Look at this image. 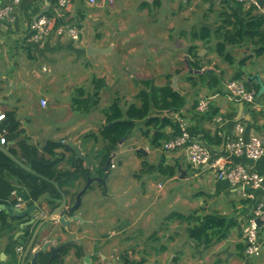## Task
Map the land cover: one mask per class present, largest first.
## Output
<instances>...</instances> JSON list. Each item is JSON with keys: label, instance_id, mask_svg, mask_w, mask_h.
I'll return each instance as SVG.
<instances>
[{"label": "crops", "instance_id": "obj_1", "mask_svg": "<svg viewBox=\"0 0 264 264\" xmlns=\"http://www.w3.org/2000/svg\"><path fill=\"white\" fill-rule=\"evenodd\" d=\"M86 1L74 0L68 10V23L76 24L81 30L78 41L67 37L53 36L40 48L28 40L31 20L38 16L40 11L44 10L46 12L47 10L45 9H51L53 6L51 3L48 6L42 0H21L15 24L7 26L0 22V114L13 112L22 130L19 135L15 136L7 134V131H5V143L2 145L7 151L9 148L16 150L18 142H21V140L30 145H35L39 149L42 148L47 140H59L66 144L69 141L78 143L81 153L89 154L92 140H84V135L88 132L96 133L100 126L93 129L90 127V123H80L82 117H74L73 111H71L73 98L68 103V96H66L64 98L66 102L63 106L61 103L64 100H59V94L64 95L65 89L74 88L78 83H87L88 80L81 75L78 77L77 82L75 80L67 81L64 87L60 89L58 85L64 80L60 79L59 74H64L57 73L55 70L52 71L51 67L56 63H62L59 58L70 57L73 52L83 54L85 47L92 43L95 49L103 48L107 51L106 53L94 54H102V59L96 60L94 67H97V64L101 61L105 63L102 73H97L98 75L96 74L94 78L104 80L102 94H110V102L118 95L123 106L131 102L139 104V101L135 99V95L140 89L145 88L140 81L146 80L151 85L160 86L165 84V76L170 74L172 75V84L173 81L176 84L174 88L185 94L186 105L180 111H164L156 113V115L159 118L167 117L170 121L177 122L179 131V121L184 123L192 135L199 137L205 143L211 158L227 157L231 164H244L260 173L264 178V154L258 160H250L243 155L230 154L225 147L226 142L233 136L234 124L237 121L244 125L245 136L255 133L264 142V53L255 55L252 41L228 45L227 49L229 51L232 50L231 54L235 60L233 64H229L215 53L213 48L214 41L208 45H203L200 40H191L189 35L193 28L207 26L212 29L220 24L222 16H225V14H231L235 10L238 13L241 12L238 9H231L233 8L232 0H137L135 4L137 9L120 8L116 9L115 12L111 9V13L110 10L106 11V9L113 7V0L111 2L108 0H96V5H88ZM91 10L94 11L92 15L89 14ZM252 13L263 15L264 10L258 7V9L252 10ZM115 14L118 15L119 23L111 21ZM101 15L107 16L105 19L102 18V22L100 21L103 35L100 43L102 44L99 42L98 44L95 43L97 40L84 44V32L81 26L82 19L85 25L84 29H86V21L90 23L92 19L95 24ZM191 45H196L197 55L202 58V62L206 63L204 68L214 69L219 74L220 81L217 86L208 87L202 82V84L199 83L192 88L184 80L187 72L193 71L191 68H188L189 71L187 69L188 57L191 60L193 58L192 54H188V47ZM60 52H65L66 55L61 56ZM114 54L117 55L121 66L126 64L129 66L128 68L126 66L127 70H122L118 66L116 68L109 66L108 59L113 57ZM247 56L250 57L239 67L241 76L233 78L238 70V61ZM69 61L71 59L66 62ZM162 62H167L168 64L162 65ZM180 62L185 64L184 70L180 68ZM176 69L180 70L177 74H175ZM203 69L199 72H202ZM233 79L241 81L247 87L255 90L256 98L253 103L239 101L226 92V82ZM92 88L94 91V83ZM201 97L209 99V109L205 113L197 109V103ZM42 98L47 100L45 106L40 104V99ZM91 105L92 100L89 106ZM89 106L86 109H89ZM107 106L102 107V109ZM60 107L65 108L67 114L61 120L52 119L50 117L52 112L59 110ZM215 115H221L224 119L220 123V128H218L221 131V136L215 133L216 124L212 122V117ZM4 121H6V117ZM141 122H137L138 124L136 123L135 128L138 130L140 139L134 136L132 138L128 137L129 140L134 138L140 143L139 146L131 148L136 153L134 157H139L136 151L137 148L141 147L146 152L145 154L141 153L140 161H136L137 165H139L137 168H140L139 163L143 159L154 164L156 157L159 158L158 163L163 157L167 165H172L175 161H178V166L180 165L181 168L184 165L186 169L182 170L186 171L185 179L193 180L197 186L201 185L199 187L200 191L195 197L197 201L195 200V205L194 207L192 206L193 210L198 209L199 213L222 214L226 216L229 222L233 223L227 238L217 244L215 243L213 254L217 257L213 264L221 263L220 252L222 250L232 249L233 252H236V249L227 245V243L230 244L231 234L238 238L242 233L240 241L233 238L234 244H230L235 247L236 243H241V245L238 244L236 247L242 253L243 228L246 219L252 213L253 207L257 202L264 201V181L258 189H251L247 186L242 187V185H232L227 181L217 180L209 169L192 167L187 162L183 150L177 149L165 152L161 146L166 139H162L158 146H154L152 140L157 129L151 128L148 135L144 136L141 134V129H144ZM162 130L165 134H170L174 131L171 123L163 127ZM122 144L123 142L119 143L118 147ZM118 151L114 152L115 158L116 153H119L121 155L119 164L123 163L125 165L127 162L123 160L122 155L130 151ZM17 154L20 155L21 152L19 151ZM66 155L68 156L69 153L67 152ZM153 172L158 171L154 170ZM174 177L168 179L173 180ZM159 185L161 184H157L156 192L162 191L163 186L159 187ZM14 189L23 198L25 207L28 206L30 199L27 191L18 186ZM116 189H119V183L117 187L114 184V190ZM174 191L171 188L163 189L161 199H165L164 194H172ZM96 192L91 190L84 195V197H87L82 199L83 201L78 211L81 214L86 209L89 212H92V210L94 213L102 211L105 214L107 207L106 218L109 221L110 217H113L115 203L113 202V209L106 204L107 202L105 203L106 207L102 208L99 203H94L96 197L99 196L98 194L95 195ZM107 195L105 198H110ZM202 196H206L205 199H202ZM98 199L101 198L98 197ZM9 201L13 200L10 198ZM36 212L38 211L36 210ZM81 216L83 217L82 214ZM7 217L9 226L0 230V264H19L25 249L23 248L25 243L22 231H31L32 227L22 230V219L12 220L14 218H10L8 215ZM262 228H264V225L259 229V239L264 242V236L262 235L264 230ZM54 236L59 242L64 241L63 232H57ZM35 244L36 242L32 246V252L37 250ZM31 250L28 253V261L32 255ZM80 253L83 254L82 251ZM231 254L233 253L231 252ZM172 256H174L173 253L170 254V258ZM259 257L260 255L255 257V259ZM68 258L69 256L65 255L62 262ZM246 258L251 262L250 258L252 257L246 256Z\"/></svg>", "mask_w": 264, "mask_h": 264}, {"label": "rangeland", "instance_id": "obj_2", "mask_svg": "<svg viewBox=\"0 0 264 264\" xmlns=\"http://www.w3.org/2000/svg\"><path fill=\"white\" fill-rule=\"evenodd\" d=\"M113 1V7L106 9V11L110 10V13L111 9H113L114 12L116 9L120 8L137 9L135 5L137 0ZM244 6L247 5L244 4ZM93 13L94 11L91 10L89 14L92 15ZM116 14L113 15L111 21L119 23L120 21ZM106 17L107 16L105 15H101L95 24L92 19L90 23L86 21V29H84L85 25L82 19L81 26L83 27L84 32V44L93 40H97V42H95L97 44L98 42H102L103 35L100 21L102 22V18L105 19ZM229 52L231 53L232 50ZM115 54L108 59L109 66L112 68L118 66L121 67L122 70H127L126 66L127 68L129 66L127 64L121 66L119 59ZM60 55L65 56L66 54L65 52H60ZM70 57L59 58V60H62V63H56L51 67L52 71L55 70L57 73L64 74H59L60 79L64 80V82L58 85L59 88L62 89L67 81L75 80L77 82L78 77L81 75L85 76L84 78L88 80V82L78 83L74 88L69 87L65 89L64 95L59 94V100H64V98L68 96V103H70L71 98L91 95L93 92L92 78H94L97 73H102V69L105 65V63L101 61L97 64V67H94V62L96 60H101L102 54L88 56L86 53V47L83 54L73 52ZM70 59L71 61L66 62ZM167 64V62H162V65ZM184 67L185 64L180 62V68L184 70ZM99 94L100 100L97 106L94 107L91 105L89 106V109H85L86 111H84V106L81 105V107L76 110L75 105L72 103L74 109L73 107L71 108L75 118L82 117L80 123H90V127L93 129L98 128L104 122L102 107L107 106L110 103V94H102V88ZM56 96H58V94H56ZM65 102L66 99L61 105L63 106ZM66 114V109L60 107L59 110L52 112L50 117L52 119L61 120ZM137 131V129H134L130 137L132 138L134 136L137 139H140ZM134 140V138L132 140H129L128 138L123 141L121 146L117 147L116 151L119 150L118 152L121 150L130 151L122 155L123 160L128 164H119L121 155L116 153V166L110 172L105 185L102 188V201L98 199V196L94 200V203H99L102 208L106 207V204H108V206L113 209L115 203L113 217H110L109 221L108 218H106L107 207L105 214H103L102 211L100 212V217L97 212L94 213L93 210L92 212H89L85 209L81 214L86 221L88 220L89 224H73L74 226L70 228L72 232L69 233L70 229L67 228V231L63 233V240H69V238L72 240H78L77 238L79 237V251L83 252V256L87 258L91 257L90 259L92 262L97 260V255L100 256V264H213L217 257L213 254L214 247L217 243L211 246H197L187 238L184 231V228L186 227L185 222H179L175 218L170 220L166 219V216L171 212H179L182 214H189L192 212L195 205L194 203L197 201L195 197L200 191L199 187H201V185L197 186L193 180L185 179V170L183 177L180 178V173L178 172L173 180H169L167 176L162 175L159 172H139V168H137L139 165H137L136 161H140V157H134L136 153L134 150L132 151L131 148L139 146L140 143L136 140L134 143ZM101 145L102 142L99 141L97 146L100 147ZM158 161L159 158L156 157L154 165H156ZM139 164L141 165V163ZM64 165L65 164L63 163L62 166ZM181 169H186V167L183 165ZM137 174L138 176H136ZM79 180L80 181L77 182V186L75 187L76 191L70 190V196L73 197L71 200L75 197L73 196L74 193H77L82 189V185L87 181V177L86 180L83 177ZM118 183L119 189L114 190V184L115 187H117ZM157 184L163 186L162 191L163 189L168 188L175 191L172 194H164L165 199H161L162 191L156 192ZM92 189L98 191L96 183L92 185ZM87 191H89V189ZM107 194L110 198H105ZM86 197L87 196L84 198L82 197V199H85ZM205 197L206 196H202L201 198L205 199ZM71 202L67 207L71 205ZM35 204L38 206V220L42 217H46L48 215V210L45 202H43L41 206L39 205V202H36ZM75 213H78V211H75ZM99 218L102 220L100 224L98 223ZM59 224V220L56 218L43 228L40 237L36 240L35 246H37V249L44 241L49 240L50 236L57 232H63V226ZM77 228L79 229L77 230ZM74 229L77 231L73 232ZM262 230H264V228H262ZM241 235L242 233L236 238V236L234 237L231 234L230 244H234V241H232L233 238L240 241ZM262 235L264 236V233ZM93 237L95 238L94 243H92L94 239ZM230 244L227 243L228 247L236 249V252H233L232 249L222 250L220 252V264H264V242L262 240V254L260 253L258 259H255V257L250 258L251 262H249L246 256H244L239 248L236 247V245H241V243H236L235 247ZM163 246L166 249H161ZM72 250L73 249L70 248L69 251H67L66 255H68L69 258L67 260L64 259L63 264H84L80 259L82 256H80L79 259H76L72 252H70ZM92 252L94 253L92 254ZM231 252L234 255L231 254ZM32 253L31 250V254ZM99 253L101 255H99ZM171 253H173L174 256L170 258ZM31 257L29 261L31 260ZM141 259H143V261H141Z\"/></svg>", "mask_w": 264, "mask_h": 264}, {"label": "trees", "instance_id": "obj_3", "mask_svg": "<svg viewBox=\"0 0 264 264\" xmlns=\"http://www.w3.org/2000/svg\"><path fill=\"white\" fill-rule=\"evenodd\" d=\"M233 8L241 12L233 11L231 14L222 16L220 24L210 29L207 26H199L193 28L190 32V39L200 40L203 45H208L214 41V51L225 62L229 64L234 63V57L228 51V45H237L245 41H252L254 45V54L261 55L264 53V14H254L252 10L258 9L257 4H250L244 7V3L237 0H232ZM244 9V11H242ZM188 54H192V60L188 57L187 75L184 80L194 88L199 83L204 82L208 87H215L220 81L219 74L214 69L204 68L205 62L197 55L196 45L188 47ZM250 56L242 58L238 61V70L235 72L233 78L241 76V67ZM204 68V69H203ZM203 69L202 72H199ZM199 73H195V72ZM180 70L176 69L175 74ZM166 82L163 85H151L148 81L142 80L140 83L145 87L135 95V102L128 103L123 106L121 98L116 95L109 105L102 109L104 115V122L99 127L96 133H85L84 140H92V145L89 153L95 151L94 159L97 165L93 166V174L98 176L104 175L103 167L110 165L109 161L112 154L116 151L120 141L126 140L133 130L136 128L137 122L142 121L144 129H141V134L147 136L151 128L157 129L153 136L152 144L158 146L162 139H168L179 131L178 123L170 121L167 117L159 118L156 113L164 111L175 112L180 111L186 105V96L178 89L172 86V75L165 76ZM94 91L91 95L86 97L77 96L72 99L75 109L84 106V110L88 108L91 100L92 106H97L99 102V91L104 87V80L101 78H93ZM88 105V106H87ZM196 106V105H195ZM74 109V106H73ZM155 111V113H153ZM6 121H0V132L7 131V134L13 136L19 135L22 130L20 123L15 118L13 112L4 114ZM137 123V124H136ZM173 127V132L165 134L163 127L170 124ZM6 134V133H5ZM99 141L102 142L100 147L97 146ZM165 141V140H164ZM60 150V151H57ZM21 152L20 155L17 152ZM8 152L18 158L23 164L32 168L37 173L54 180L58 183L60 189L69 194L67 188H74L81 177L86 180L87 168L83 161L75 160L74 151L66 143L58 141L47 140L41 149L35 145H30L24 140L18 142L16 150L9 148ZM69 153L67 156L66 153ZM139 157L141 153H137ZM178 161L172 165H167L162 157L160 162L156 165L142 160L139 172L151 173L154 170L168 178L174 177L178 170ZM64 163V166L61 164ZM98 174V175H97ZM90 175V174H89ZM138 176V174L136 175ZM23 188L27 191L30 203L45 202L48 211L57 207L61 201V194L57 188L44 179L27 172L19 167L9 156L0 150V204L13 205L14 201H8L11 191L16 187ZM177 219L179 222H185V233L187 238L194 242L197 246H211L227 238L229 230L233 227V223L229 222L225 215L217 213H199L198 209H194L189 214H182L179 212H171L166 216V219ZM7 214L0 209V230L6 229L9 226L7 221ZM20 220V219H12ZM39 222V221H38ZM37 223L32 227L31 231L26 230L23 234L24 246L29 241L33 229ZM33 246V245H32ZM161 249H165L163 246ZM243 253V252H242ZM244 254V253H243ZM80 253L77 251V256ZM246 256V255H245ZM143 261V259H141ZM24 264H63L58 263L57 260H49L48 253H41L37 262L31 263L26 260Z\"/></svg>", "mask_w": 264, "mask_h": 264}, {"label": "built area", "instance_id": "obj_4", "mask_svg": "<svg viewBox=\"0 0 264 264\" xmlns=\"http://www.w3.org/2000/svg\"><path fill=\"white\" fill-rule=\"evenodd\" d=\"M21 0H0V22L4 25H14L17 18V10ZM53 4L51 9L41 15L36 16L29 23L28 40L38 47L42 48L46 42L56 37H67L74 41L80 38V28L76 24H69L67 21L68 10L74 0H42ZM112 1V0H108ZM246 5L256 4V0H237ZM88 5H96V0H87ZM226 92L233 98L253 103L256 98L254 89L247 87L243 82L236 79L228 80L225 84ZM47 100L40 99V104L45 106ZM197 109L205 113L209 109V99L201 97L197 103ZM4 119V114H0V121ZM224 119L221 115L212 117V122L216 124L215 133L221 136L220 123ZM180 131L176 135L163 141L162 149L166 152L181 149L184 151L187 162L196 168H207L217 180H224L232 185H242L251 189H258L262 186L264 178L254 169L241 163L231 164L229 158L219 156L211 158L208 147L197 136L192 135L185 124L179 121ZM5 130L1 131L0 144L5 143ZM225 147L230 154L243 155L250 160H258L264 154V142L258 134H249L245 136V127L237 121L234 124V133L232 138L226 142ZM115 166L114 157L111 159V167ZM161 187V185H159ZM14 201L12 205L15 208H23L24 200L15 189L10 193L9 199ZM257 219L264 220V201H259L253 207L252 213L246 219L243 228V248L244 255L257 257L261 253V241L259 239V229ZM20 249V248H19Z\"/></svg>", "mask_w": 264, "mask_h": 264}, {"label": "water", "instance_id": "obj_5", "mask_svg": "<svg viewBox=\"0 0 264 264\" xmlns=\"http://www.w3.org/2000/svg\"><path fill=\"white\" fill-rule=\"evenodd\" d=\"M256 4L259 8H262L264 10V0H256ZM48 5V4H47ZM47 10V9H45ZM45 11H40L38 13V15L43 14ZM106 49H95L93 44H90L89 46L86 47V53L87 55H94L97 53H106ZM173 87H176L175 81H173L172 84ZM120 143H122V141H120ZM68 146L73 149L74 151V158L75 160H81L83 161L85 167L87 168L86 171V177H87V181L86 184L84 185V187L76 194V199H75V203L69 207L68 209L64 208V205L66 203V197L64 196V194L62 193V190L60 189L58 183L54 180H50L47 177L37 173L35 170H33L32 168L26 166L25 164H23L18 158H16L14 155L10 154L7 149L0 144V150L3 151L7 156H9L19 167H21L22 169L26 170L29 173H32L36 176H38L40 179H44L46 181H49L50 183H52L57 190L60 192V194L62 195V200L60 202V204L53 209V211L46 216L45 218L39 219L37 217V206L34 203H30L28 206L23 207V208H15L11 205H5V204H0V209L3 210L10 218H16V219H26L28 218L29 221H27L26 223H21V227L22 230L25 228V226H33L35 225L36 221L38 220L39 222L36 224L35 228L33 229L32 235L29 239V241L26 244V247L24 249L23 254L21 255L20 258V263L19 264H24L26 262V260L28 259V253L30 252V250L32 249V245H34V243L36 242V240L38 239V237H40L41 232L43 230V228L47 225V223L50 220L56 219L58 218L59 223L62 224V226L67 225L68 219L65 218V215L70 213L71 211H73L74 209H77L78 206L80 205V197L81 195L86 191V189L88 188V186L94 182V181H99L100 178H98V176L95 177H90V173L89 171L91 169H93V166H96V160L94 159V155H95V151L89 153V154H83L80 151V147L78 145V143H72L71 141H69ZM137 152L139 153H143L145 154V150L143 148H137L136 149ZM104 175L102 176V185H105V180L108 177V175L110 174V170H106V167H103ZM178 170L180 172V177H183L185 174V171L182 170L180 168V166H178ZM257 223L259 226H263L264 225V220L261 219H257ZM25 231L23 230L22 233H24ZM73 241L69 240L63 243H60L55 237L54 235L49 237V240H46L42 243V245L32 253V257L30 262L31 263H35L38 260V257L40 256L41 253H48L49 254V260H52L53 258L57 257L60 261L62 259V250L64 248H66L68 245H70ZM19 250V249H18Z\"/></svg>", "mask_w": 264, "mask_h": 264}, {"label": "flooded vegetation", "instance_id": "obj_6", "mask_svg": "<svg viewBox=\"0 0 264 264\" xmlns=\"http://www.w3.org/2000/svg\"><path fill=\"white\" fill-rule=\"evenodd\" d=\"M108 170H110V171H112V168L110 167V165H109V167H108ZM93 169H91L90 171H89V173H90V177H95L96 175H94L93 174ZM98 175V174H97ZM109 176V175H108ZM98 178H100V180L99 181H94V182H92L89 186H88V188L86 189V191L81 195V197H80V205L82 204L81 202L83 201L82 200V197L84 198V195L87 193V192H89V191H91V190H94V191H97V190H95V189H92V185L94 184V183H96L97 184V188H98V191L95 193V195H99L98 197L99 198H101V199H99L100 201H102V188H103V186L104 185H102V174H99L98 175ZM108 178V177H107ZM107 178H106V180H107ZM106 180H105V182H106ZM86 184V182L84 183V185ZM84 185H82L83 187H84ZM82 187V188H83ZM68 190H69V194H67V195H65V193L62 191V193L64 194V196L66 197V203H65V205H64V208H66V209H68L69 207H71L74 203H75V199H76V194L78 193H74V195L73 196H75L74 197V199L73 200H71L73 197H71L70 196V190H74V191H76V188L74 187V188H67ZM89 189V191H87ZM70 197V198H69ZM61 200H62V195H61ZM72 201V202H71ZM61 202V201H60ZM71 202V205L70 206H68L67 207V205L69 204ZM43 203V202H42ZM42 203H39V205L41 206L42 205ZM46 204V203H45ZM60 204V203H59ZM80 205L78 206V208L77 209H79V207H80ZM47 206V205H46ZM56 208V207H55ZM54 208V209H55ZM77 209H74L73 211H71L70 213H68V214H66L65 215V218L66 219H68V222H67V225H65V226H63V233H65L66 231H67V228L68 229H70V228H72L74 225L73 224H87L88 222L87 221H85V219H84V217H82L81 216V214H80V212L77 210ZM47 210H48V207H47ZM53 211V209L51 210V211H48L47 213H48V215L51 213ZM75 211H78V213H75ZM81 211V210H80ZM89 211V210H88ZM97 213H98V215H99V217H100V211H97ZM79 214V215H78ZM47 215V216H48ZM37 217H39L38 216V212H37ZM43 218V217H42ZM41 218V219H42ZM45 218V217H44ZM84 219V220H83ZM21 220V219H20ZM23 220V223H26L27 221H29V219L28 218H26V219H22ZM51 221L52 220H50L48 223H47V225H49L50 223H51ZM99 222V224L102 222V220L99 218V220H98ZM36 223H38V220L36 221ZM89 224V223H88ZM46 225V226H47ZM59 225H61L62 226V224L60 223ZM95 226V225H94ZM29 226L27 225V226H25V228H28ZM79 228H77V230H78ZM77 230H75L74 229V231L73 232H75V231H77ZM70 232H72V230L70 229V231H69V233ZM55 237V236H54ZM94 238V237H93ZM78 240H72V239H70L69 238V240H72L73 242L70 244V245H68L66 248H64L63 250H62V254H63V256H62V259H63V257L66 255V253H67V251H69V249L71 248V249H73L72 251H70V252H72V254L74 255V257L76 258V259H79V257L80 256H82L80 259H81V261H83V263L84 264H100L99 263V260H100V256H98L97 255V260H94V262H92L91 261V257L90 258H86V257H84L83 255L84 254H80L79 256H77V251H79V248H80V246L78 245V243H80L79 242V237L77 238ZM68 239H66V240H64L63 242H66V241H69ZM94 240H95V238L93 239V241H92V243H94ZM63 242H60V243H63ZM79 246V247H78ZM26 247V245L23 247V248H25ZM79 253H80V251H79ZM94 252H92V254H93ZM91 254V253H90ZM92 254H91V256H92ZM99 255H101L100 253H99ZM89 256V255H88ZM62 259H61V261L57 258V257H55V258H53V260H57L58 261V263H61L62 262ZM102 259V258H101ZM90 260V261H89ZM63 263V262H62Z\"/></svg>", "mask_w": 264, "mask_h": 264}, {"label": "clouds", "instance_id": "obj_7", "mask_svg": "<svg viewBox=\"0 0 264 264\" xmlns=\"http://www.w3.org/2000/svg\"><path fill=\"white\" fill-rule=\"evenodd\" d=\"M114 157V160H115V155H114V153L112 154V158ZM111 158V159H112ZM111 159H110V161H109V163H110V167H111ZM115 162V161H114ZM111 168H114V167H111Z\"/></svg>", "mask_w": 264, "mask_h": 264}]
</instances>
